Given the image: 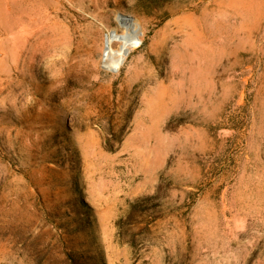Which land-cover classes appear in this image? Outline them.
Listing matches in <instances>:
<instances>
[{
    "label": "rangeland",
    "instance_id": "374dc122",
    "mask_svg": "<svg viewBox=\"0 0 264 264\" xmlns=\"http://www.w3.org/2000/svg\"><path fill=\"white\" fill-rule=\"evenodd\" d=\"M26 1L0 0V264H264V0Z\"/></svg>",
    "mask_w": 264,
    "mask_h": 264
},
{
    "label": "bare ground",
    "instance_id": "6f19581e",
    "mask_svg": "<svg viewBox=\"0 0 264 264\" xmlns=\"http://www.w3.org/2000/svg\"><path fill=\"white\" fill-rule=\"evenodd\" d=\"M29 4L26 0H19L17 11L19 12L20 21L22 17L28 15L26 12L27 6ZM66 12V11H65ZM118 13V12H116ZM65 14V13H64ZM68 17V16H67ZM115 21V28H112L104 38L105 43V62L107 63V67L110 68L112 66H119L123 60L126 54L132 49L135 48L140 44L139 37H137V28L138 23L135 19H125L121 16H117L115 14L114 16ZM21 23V22H20ZM113 26V25H112ZM24 27V26H23ZM116 28L121 29L120 32L117 31ZM118 41L119 46L117 50H114V52L110 48L111 41ZM113 44V43H112Z\"/></svg>",
    "mask_w": 264,
    "mask_h": 264
},
{
    "label": "water",
    "instance_id": "95a60500",
    "mask_svg": "<svg viewBox=\"0 0 264 264\" xmlns=\"http://www.w3.org/2000/svg\"><path fill=\"white\" fill-rule=\"evenodd\" d=\"M121 17L125 18V19H128V20H131V19H134L131 15H127V14H120ZM113 70L117 68V66H112L111 67Z\"/></svg>",
    "mask_w": 264,
    "mask_h": 264
}]
</instances>
